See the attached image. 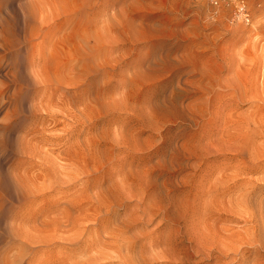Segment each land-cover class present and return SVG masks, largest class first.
<instances>
[{
	"label": "rangeland",
	"instance_id": "374dc122",
	"mask_svg": "<svg viewBox=\"0 0 264 264\" xmlns=\"http://www.w3.org/2000/svg\"><path fill=\"white\" fill-rule=\"evenodd\" d=\"M245 1L0 0V264H264V201L228 207L264 163L220 135L253 104L227 78L264 69Z\"/></svg>",
	"mask_w": 264,
	"mask_h": 264
},
{
	"label": "bare ground",
	"instance_id": "6f19581e",
	"mask_svg": "<svg viewBox=\"0 0 264 264\" xmlns=\"http://www.w3.org/2000/svg\"><path fill=\"white\" fill-rule=\"evenodd\" d=\"M253 56L255 58H257L258 60H260L261 58L264 57V52H260V53L255 52ZM234 59H235V57H234ZM227 81L230 82L229 86L232 85L231 88L234 90L233 92L229 93V98L227 99V102H226L227 110H235L236 108H238L241 105L242 102L247 101V100H251L253 102V104L251 106H249V107H251L249 117L241 118L242 116L240 117L239 115H234L235 111H233L230 115L226 114L224 121H223L226 127L220 135L222 137L227 136V137L233 139V143H232L233 149L232 150L235 153L234 152H232V153L235 154L234 158L237 159V161H239L240 163H247V164L250 163V166H249V164H248V166H244V168L242 169V172L243 173H245V172L256 173L258 171L255 168H251V166L252 167L259 166L260 163H264V141L260 142L258 140V138L264 136V69H263V73L261 75L253 74L252 76H250V78L249 77H243L242 78V76H239L237 78L232 77V78H227ZM215 101H216V99H215ZM216 102H218V100ZM216 108H217L215 110L216 111V117L218 114V116H220L219 118H223V115L221 114V112L224 109V106H217ZM247 112H249V111H247ZM228 127H229V130H228ZM229 138H227V139H229ZM227 179H229V178L227 177ZM259 179L263 182L264 176H262ZM235 182H238V181H235ZM244 183L239 184V187L236 189V191L233 193V195L230 196L231 198H228L229 201L227 200L229 203L228 207L229 208L231 207L229 210L236 212L235 215L237 213L241 214L243 212L245 214L246 212L249 211V209H252L253 204H256V203L260 204V203H263V201H264V198L262 197V195L254 194V190H255L254 187L255 186L249 187L248 186L249 182H244ZM257 189H258V187H257ZM226 198H223V201ZM220 201H222V200H220ZM225 205H226V203H225ZM257 207H258V205H257ZM254 208H256V206H253V210H254ZM240 210L242 211L241 213H240ZM260 211L264 212V206L262 209L260 208ZM233 212H231V213H233ZM250 212L246 213V214H249L248 216H250L251 218H252V216L256 217V215L253 212H251V213ZM241 215H243V214H241ZM247 217L245 216L244 218L246 219ZM255 222H256V220H255ZM261 225H263V224L261 223ZM254 226H256V224ZM247 230H249V229H247ZM260 230H261V228H260ZM244 232H246V231H244ZM246 234H248V233H246ZM253 236H254V233H253ZM247 237H248V235H247ZM254 240L252 242L255 244L256 242H254ZM249 241L251 242V240H249ZM248 242H247V244H248ZM248 245L250 246V243Z\"/></svg>",
	"mask_w": 264,
	"mask_h": 264
},
{
	"label": "built area",
	"instance_id": "2783aa9c",
	"mask_svg": "<svg viewBox=\"0 0 264 264\" xmlns=\"http://www.w3.org/2000/svg\"><path fill=\"white\" fill-rule=\"evenodd\" d=\"M215 9L228 8L229 20L232 23L250 24L252 13L245 0H207Z\"/></svg>",
	"mask_w": 264,
	"mask_h": 264
}]
</instances>
